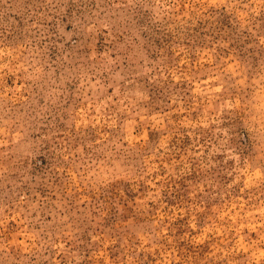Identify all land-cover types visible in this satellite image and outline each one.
Instances as JSON below:
<instances>
[{
    "label": "rangeland",
    "instance_id": "1",
    "mask_svg": "<svg viewBox=\"0 0 264 264\" xmlns=\"http://www.w3.org/2000/svg\"><path fill=\"white\" fill-rule=\"evenodd\" d=\"M0 264H264V0H0Z\"/></svg>",
    "mask_w": 264,
    "mask_h": 264
}]
</instances>
